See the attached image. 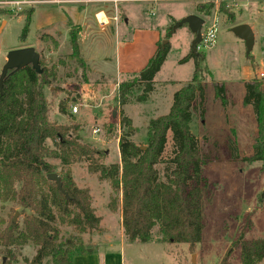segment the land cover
<instances>
[{
	"label": "trees",
	"instance_id": "trees-1",
	"mask_svg": "<svg viewBox=\"0 0 264 264\" xmlns=\"http://www.w3.org/2000/svg\"><path fill=\"white\" fill-rule=\"evenodd\" d=\"M206 5L202 19L214 7L213 2ZM5 13L0 8V16ZM32 13L33 7L25 12L20 41L27 37ZM217 13L231 26L236 25L235 12L224 2L219 3ZM175 23L172 21L165 29L144 68L118 84L115 101L119 127L125 128L118 139L119 163L104 165L105 152L81 142L76 126L48 120L44 89L55 79L53 67L46 68L39 61V72L31 65L8 71L0 95V203L14 202L29 214L21 226L11 222L0 232L2 249L30 244L34 255L25 264H44L48 258L51 264H71L72 256L84 251L80 236L102 232L101 219L92 207L88 189L77 187L72 180L69 167L77 163H84L87 172L97 175L99 181L108 182L112 191L108 207L111 211L119 208L127 241L152 242L154 230L157 243H186L192 247L201 241L205 209L212 204L215 187L203 168L218 159L201 150L199 140L190 130L193 111L201 117L205 113L206 93L199 80L204 57L190 49L178 61L180 65L193 62L190 82L173 93L166 114L148 121L144 150L130 140L134 129L120 110L134 90L140 91L135 96L137 103L147 101L153 92L154 78L170 51ZM68 26L70 58L75 59L85 78L87 66L79 52L78 29L70 23ZM211 87L214 99L224 107V83L212 81ZM244 90L242 105H251L256 127L252 153L241 156L232 136L225 137L222 147L228 161L259 162V172L264 173V93L255 81L245 82ZM58 110L60 114L66 113L62 103ZM168 135L171 151L163 158ZM48 160L58 161L61 191L46 178L54 172V165ZM252 214L244 216L246 225L234 241L240 264H264V239L244 238V233L253 229Z\"/></svg>",
	"mask_w": 264,
	"mask_h": 264
},
{
	"label": "rangeland",
	"instance_id": "rangeland-1",
	"mask_svg": "<svg viewBox=\"0 0 264 264\" xmlns=\"http://www.w3.org/2000/svg\"><path fill=\"white\" fill-rule=\"evenodd\" d=\"M34 1L0 0V8L6 11L0 16V71L8 51L33 47L39 54V61L46 68L53 67L56 72L55 79L44 89L49 105L48 120L57 125L76 126L81 142L105 152L102 158L104 165L119 163L118 139L125 128L119 127V108L115 96L122 80L104 82L88 73L84 78L75 59L70 58L71 50L66 39L64 40V36L60 38L57 33L63 26L57 27L55 33L47 34L46 31L35 32L33 24L29 27L26 39L20 41L25 12L35 5ZM152 7L151 3L146 2L131 3L130 26L142 27L144 23L145 26L154 20L158 12ZM206 7L205 4L203 10H206ZM214 12L216 9L211 10V17ZM202 14L203 11L197 16ZM216 15L219 25L215 44L200 53L205 57V62L200 63L199 72V80L206 93L205 113L201 117L197 111H193L190 123V130L199 140L201 150L218 158L203 168L206 178L215 183V187L212 204L205 209L206 224L201 241L192 247L186 243H157L154 230V240L151 243L127 240L119 243L118 240L123 235L120 212L119 208L111 211L108 207L112 196L108 182L99 181L97 175L87 172L84 163H77L69 167L72 180L77 187L88 189L92 207L101 219L102 228L100 234L80 236L83 250L110 239L118 249L121 247L122 264H240L239 250L234 241L238 239L243 224L246 225L244 216L251 213L253 229L244 233V238L264 239V173L259 172V162H230L222 147L225 137L232 136L241 156L252 153L256 127L251 105H242L244 83L259 82V87L264 93V82L253 79V73L248 75L247 80L239 77L248 65L253 72L256 65L264 62V17L263 28L261 26L260 29L254 30V47L246 54L244 43L230 31L233 26L225 22L223 15ZM237 15L235 13L236 24L243 20ZM142 18L147 21L143 22ZM164 20L169 26V21L166 18ZM179 21L174 24V29ZM160 23H163L162 18ZM184 25L175 29L179 32L170 40V51L155 77L156 85L147 101L137 103L135 96L140 91L134 90L127 103L120 109L123 116L130 119L134 129L130 140L141 148L145 147L148 121L166 114L171 105L173 91L190 82L194 70L193 62L177 64L183 54L189 51L193 39L192 34L187 33V47L182 33V28H186ZM163 33L162 31V35ZM150 52L151 46L145 43L142 49L122 55L121 72L138 73L153 55ZM60 63H63V66L59 65ZM132 75L134 74L126 75L124 79L131 78ZM212 81L226 85L227 104L224 107L213 97ZM60 103L64 106L65 114L59 113ZM72 105L78 108L76 114L71 112ZM95 128L99 129L97 134L92 131ZM47 144L51 145L49 141ZM170 151L171 142L168 135L163 158L169 156ZM48 162L54 165L53 173L59 175L58 161ZM27 214L29 211L22 210L14 202L0 203V232L8 227L13 219L14 223L21 226ZM33 255L34 248L30 244L8 249H2L0 246V264H25ZM44 264H51V259H46Z\"/></svg>",
	"mask_w": 264,
	"mask_h": 264
},
{
	"label": "crops",
	"instance_id": "crops-1",
	"mask_svg": "<svg viewBox=\"0 0 264 264\" xmlns=\"http://www.w3.org/2000/svg\"><path fill=\"white\" fill-rule=\"evenodd\" d=\"M77 1H36L33 6L30 26L34 24L35 32L46 31L47 34L55 33L57 27L63 26L57 33L60 38L64 36V40L66 39V43L69 45L68 23L74 25L78 29L79 52L87 66V73L91 77H97L104 82H109L114 79L123 80L126 75L136 74L121 72L122 55H129V53L142 49L145 43L151 46L150 53L152 55L155 51L156 41L163 37L164 33L162 35V31L164 32L168 26L164 18L170 24L172 21H179L189 15L197 16L199 12H202V8L208 0H118L116 5L105 0H96V2L87 4L77 3ZM138 1L151 3L153 5L152 9L158 12L154 20H151L145 26L144 23L142 27L130 26L131 16L129 8L131 3ZM260 6L259 1L241 4L240 9L234 12L243 20L236 25H249L253 34L254 30L260 29L261 26L263 28V14ZM115 17H117V20L114 19ZM161 18L163 23H160ZM142 21L145 22L147 20L142 18ZM182 31L187 45V33H190V31L187 26L186 28H182ZM178 32L177 29L172 37ZM188 49L190 50V46ZM188 52L187 50L183 56ZM251 73L253 72L248 65L239 79L247 80L248 75L250 76ZM155 85L156 81L154 88ZM225 89H227L226 85ZM124 240L126 238L122 235L118 241L122 243ZM120 251L121 247L118 249L115 242L108 239L102 244H95L93 247L86 248L83 252L74 254L71 264H122Z\"/></svg>",
	"mask_w": 264,
	"mask_h": 264
},
{
	"label": "water",
	"instance_id": "water-1",
	"mask_svg": "<svg viewBox=\"0 0 264 264\" xmlns=\"http://www.w3.org/2000/svg\"><path fill=\"white\" fill-rule=\"evenodd\" d=\"M203 19L196 15H189L181 19L175 26V29L182 25H187L190 33L193 35V39L190 43V49L192 52L196 53V45L201 39V28L203 25ZM230 31L238 39H240L245 46L246 54L250 53L254 45V34L251 27L247 24H238L230 28ZM31 65V67L36 71H40L39 66V54L35 51L33 47H24L20 49L10 50L6 54V60L0 71V95L2 94L1 88L3 80L7 75L8 71L19 70L25 66ZM114 115V114H113ZM144 150L145 148H141ZM49 181L56 184L59 191L62 190L60 178L55 173H50L46 176ZM13 222L15 220L13 219Z\"/></svg>",
	"mask_w": 264,
	"mask_h": 264
},
{
	"label": "built area",
	"instance_id": "built-area-1",
	"mask_svg": "<svg viewBox=\"0 0 264 264\" xmlns=\"http://www.w3.org/2000/svg\"><path fill=\"white\" fill-rule=\"evenodd\" d=\"M35 0L34 3H36ZM107 2H112L115 5L118 3V0H105ZM251 1H259L261 4V12L264 17V0H208L207 2H213L214 7L212 10L216 9V12H214L206 18L203 19V25L201 28V39L200 42L196 45V52L203 53L205 50L210 49L214 46L215 40H216V34L218 30V19H217V9L220 2H224L227 6L231 7L233 11H237L240 9L241 4L245 3L248 4ZM96 2V0H78L77 3H92ZM206 2V3H207ZM205 3V4H206ZM117 20V17L114 18ZM253 79L264 82V62H260L253 70ZM78 111V108L76 105L71 106V112L73 114H76ZM94 134H97L99 132L98 128H95L92 130Z\"/></svg>",
	"mask_w": 264,
	"mask_h": 264
}]
</instances>
